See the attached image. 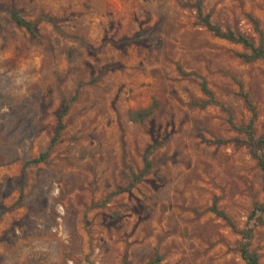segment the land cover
I'll return each instance as SVG.
<instances>
[{"label":"rangeland","instance_id":"1","mask_svg":"<svg viewBox=\"0 0 264 264\" xmlns=\"http://www.w3.org/2000/svg\"><path fill=\"white\" fill-rule=\"evenodd\" d=\"M197 5L264 47V0H0V264H245L240 235L210 208L253 227L264 175L244 143L214 142L246 140L229 124L251 119L241 90L264 136V62L198 25ZM179 68L221 106H195L199 81ZM67 103L58 142L22 181ZM253 230L264 264V227Z\"/></svg>","mask_w":264,"mask_h":264},{"label":"trees","instance_id":"2","mask_svg":"<svg viewBox=\"0 0 264 264\" xmlns=\"http://www.w3.org/2000/svg\"><path fill=\"white\" fill-rule=\"evenodd\" d=\"M197 9V24L203 26L206 28L209 32H211L215 37L226 40L230 43L237 44L242 46L244 49L249 51V54H239L238 57L243 59L245 62H255V61H263L264 62V47L262 45V41L259 45H255L254 42H252L248 37L235 33L233 31H226L223 32L219 27L212 24L210 21V18L208 15H204L202 13V10L199 5L196 6ZM8 14L10 16V19L13 23H15L18 27L25 29L30 35L34 36V26L33 24L23 18L21 14L16 10H9ZM247 18L253 25L254 31L262 38V32L259 28V23L257 20H255L251 15H247ZM1 23V20H0ZM179 73L183 77H193L196 78L199 81V88L203 96L206 98L205 100L195 103V106H198L200 109H205L209 106H221V104L215 99L212 91L209 89L208 84L206 80L196 75L195 73H186L182 71L180 68L178 69ZM240 96L244 100L248 110L251 113V119L249 123L245 126H236L232 119L229 120V124L231 125L232 129L240 134H243L246 137L245 141H239L237 139H229V140H215V144L219 145H225L232 142H242L244 143L248 148L250 152L251 158L256 162L257 167L260 169L262 174L264 175V136L261 138H255L254 135V125L257 119V113L254 105L250 101L248 95L244 93L242 90L240 91ZM76 96L72 99L75 100ZM70 108V103H67L62 110L58 114V125L55 131V136L52 140V143L48 147V149L45 151L44 154H42L39 158L33 159L31 161L25 162L23 165V169L21 172L22 175V181L24 177V170L29 164H38L44 162L46 157L48 156L51 148L56 145L60 138L61 131L64 129V123L63 120L65 116L67 115ZM152 113V109L145 110L138 116L140 119L138 121H143L145 118L150 116ZM156 145L150 147L147 149L145 155H144V168L143 170L138 174H132V182L128 188H132L135 186L138 182H140L152 169V164L149 161V156L153 153L155 150ZM263 194H264V186H263ZM210 211L214 213L217 217L221 218L226 222V224L235 232L236 234L240 235L241 237V244L239 247L240 257L242 261L245 264H261L258 255L251 250V243L253 240V228L257 226L264 227V219L262 216L264 215V197L263 202L261 204H257L254 206L253 210L251 211V214L248 217L249 222H253V227L251 228H244V229H237L235 224L230 220V218L227 216V214L218 209L216 203L212 205L210 208ZM128 264V263H125ZM147 264H160V259L156 257L153 261L147 263Z\"/></svg>","mask_w":264,"mask_h":264}]
</instances>
